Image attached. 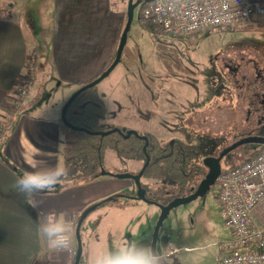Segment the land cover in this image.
I'll use <instances>...</instances> for the list:
<instances>
[{"label": "rangeland", "instance_id": "374dc122", "mask_svg": "<svg viewBox=\"0 0 264 264\" xmlns=\"http://www.w3.org/2000/svg\"><path fill=\"white\" fill-rule=\"evenodd\" d=\"M118 1L112 0L113 5ZM128 1L122 0L125 10ZM20 3L26 17L35 15L36 24L48 22L46 11L52 7V0H20ZM139 10L135 7L119 63L97 85L108 108L103 124L122 127L125 132L150 133L162 143L180 140L197 145L201 150L200 164H205L207 158L218 157L220 152L240 140L264 138V112L261 119H244L246 107L244 102H239V95L222 64L232 55L233 58L248 57L249 50L264 53V25L214 29L191 40H172L164 35L154 37L145 31L138 21ZM120 41L114 47L115 55ZM51 87L52 94L60 90L58 78L52 79ZM200 122L202 125L198 131L201 133L198 135L193 129H197ZM208 123L212 126L206 125ZM218 127L223 129L220 131ZM253 147L254 144H246L236 148L222 159L221 165L225 168L242 163ZM61 159L63 166L62 156ZM104 166L110 175L102 177L116 182L117 190L101 201L115 196L116 202L107 205L99 201L85 206L77 189L73 195L59 198L62 209L77 212L84 207L90 209L81 229L84 255L88 254L90 232L97 239L90 244L92 254L110 248L114 237L152 245L161 207L137 199L138 188L134 179L117 177L138 174L143 162L122 160L114 150L108 149ZM141 183L149 186L155 195L174 192L171 180L143 179ZM83 184L88 182L83 181L75 187ZM217 197L218 186L215 184L204 196L170 209L156 244V248L165 254V264H222V256L240 251L223 250L232 239V231L226 224ZM112 206L120 210L113 211ZM67 218L71 219L70 215ZM256 221L264 226V210L257 211ZM94 224L97 230H94Z\"/></svg>", "mask_w": 264, "mask_h": 264}, {"label": "crops", "instance_id": "0c3cea01", "mask_svg": "<svg viewBox=\"0 0 264 264\" xmlns=\"http://www.w3.org/2000/svg\"><path fill=\"white\" fill-rule=\"evenodd\" d=\"M52 3L46 11L48 22L36 24L35 15L23 14L20 0H0V264H72L78 245L76 226L87 208L80 212L62 209L59 198L73 195L77 189L82 205L87 206L102 202L117 190L116 182L102 175L77 187L62 178L53 190L30 196L15 186L25 172L62 165L63 106L74 92L98 78L112 64L116 57L114 47L127 22L122 0L114 5L112 0H52ZM173 39L191 40L183 36ZM31 53L37 57V78L24 106L14 110L12 102L25 78ZM222 64L229 76L230 70L224 61ZM54 77L61 85L56 94H52L51 87ZM73 199L78 201L76 197ZM112 207L113 211L120 210ZM50 212L70 215L69 220L73 221L70 249L52 250L39 237L38 226ZM88 235L89 258L93 249L90 244L97 239L93 232Z\"/></svg>", "mask_w": 264, "mask_h": 264}, {"label": "built area", "instance_id": "2783aa9c", "mask_svg": "<svg viewBox=\"0 0 264 264\" xmlns=\"http://www.w3.org/2000/svg\"><path fill=\"white\" fill-rule=\"evenodd\" d=\"M142 16L168 39L192 38L208 30L264 25V0H153L145 4ZM36 61V54H29L25 78L12 102L14 110L22 108L36 81ZM216 185L218 203L232 231L223 250H240L222 256L221 263L264 264V226L256 221L257 211L264 210V149L222 171Z\"/></svg>", "mask_w": 264, "mask_h": 264}, {"label": "trees", "instance_id": "16d2710c", "mask_svg": "<svg viewBox=\"0 0 264 264\" xmlns=\"http://www.w3.org/2000/svg\"><path fill=\"white\" fill-rule=\"evenodd\" d=\"M134 2H138L137 7L140 9L138 21L142 28L154 37L163 35L160 27L145 20L142 16V9L146 3L141 0H134ZM107 114V105L97 86L82 91L68 107L67 121L71 126L78 128V130L72 129L64 123L61 125L64 138L63 167L68 173L63 179L68 184L76 185L92 180L100 177L103 170L107 171L104 166V155L108 149L114 150L122 160L142 161L143 166L146 163V157H149L150 161L141 181L150 179L173 182L174 192L166 195H155L149 186L142 183L147 198L154 204L167 205L177 197L187 196L192 187L198 186L203 181L208 169L204 164L199 163L201 150L197 145L180 140L162 143L150 133L138 132L148 139L145 153L143 149L146 141L141 138L135 136L124 138L117 132L106 136L91 134L107 132L115 128L103 124ZM118 128L124 131L122 127ZM263 149L264 145H254L253 151L243 162L257 156ZM235 166L227 165L225 168L222 166V171L230 170ZM116 200L117 198L113 196L112 200L101 203L109 204ZM87 260L88 257L84 255L83 250L80 264H87Z\"/></svg>", "mask_w": 264, "mask_h": 264}, {"label": "clouds", "instance_id": "9594fccd", "mask_svg": "<svg viewBox=\"0 0 264 264\" xmlns=\"http://www.w3.org/2000/svg\"><path fill=\"white\" fill-rule=\"evenodd\" d=\"M67 174V170L60 164L42 167L25 172L15 186L19 192L30 196L53 190ZM37 232L52 250L62 251L71 247L72 222L64 214L48 213L40 222ZM87 264H165V254L151 244L122 241L114 237L112 246L90 254Z\"/></svg>", "mask_w": 264, "mask_h": 264}, {"label": "water", "instance_id": "95a60500", "mask_svg": "<svg viewBox=\"0 0 264 264\" xmlns=\"http://www.w3.org/2000/svg\"><path fill=\"white\" fill-rule=\"evenodd\" d=\"M145 3H149L153 0H141ZM138 6V2H134V0H129L128 1V5H127V22L125 24L124 30H123V34H122V38L119 44V48L117 51V55L113 61V64L107 69L106 72H104L100 77L96 78L95 80H93L92 82H90L89 84L83 86L82 88H80L78 91H76L71 98L66 102L63 110H62V121L63 123L72 128V129H76L78 130V128L71 126L66 118V113H67V109L68 107L71 105V103L74 101V99L84 90H86L87 88L93 87V86H97L103 79H105L110 73L111 71L117 66V64L119 63L120 59H121V55L123 52V48L125 45V41L127 40L128 37V32L130 30V27L132 25V21H133V17H134V10L135 7ZM120 133L124 136V138H129L131 136H135L138 138H141L142 140L146 141V144L144 146V152L146 153V148L148 145V139L147 137L141 136L137 131H128V132H124L123 130H121L118 127H115L107 132H99V133H91L94 135H101V136H106L109 135L111 133ZM246 144H254V145H264V138H246L243 140H240L236 143H234L233 145H231L230 147L224 149L222 152H220V154L218 155V157H210L207 158L205 160V166L208 169V173L206 174L205 178L203 179V181L199 184L197 190L188 196H182V197H177L175 199H173L170 203H168L167 205H162V204H158V206L161 207V216L159 218V221L157 223V226L155 228L154 231V235H153V240H152V246L156 247L157 244V238H158V234H159V230L163 224L164 219L166 218V216L168 215L170 209L174 206H176L177 204L180 203H187L191 200H194L198 197H202L204 196L210 189L211 187H213L216 184L217 178L220 176L221 172H222V166H221V161L222 159L228 155L230 152H232L233 150H235L236 148L246 145ZM149 157H146V163L143 166V168L140 170V172L136 175H131V174H123V175H118V178H132L135 180L137 188H138V192H137V199L139 200H143L145 202L148 203H152L146 195V191L142 186L141 183V179L142 176L144 174V171L146 169V167L149 164ZM102 175H110L109 172L107 171H102ZM108 200H112V198H108ZM154 204V203H153ZM96 206V205H95ZM94 206V207H95ZM94 207L91 208V210H94ZM92 210V211H93ZM90 213V209L86 210L85 212H83L81 219L78 221L77 226H76V238H77V251H76V256H75V261L74 264H80L82 255H83V243H82V238H81V227L83 224V221L85 220V218L87 217V215Z\"/></svg>", "mask_w": 264, "mask_h": 264}, {"label": "flooded vegetation", "instance_id": "af4514ba", "mask_svg": "<svg viewBox=\"0 0 264 264\" xmlns=\"http://www.w3.org/2000/svg\"><path fill=\"white\" fill-rule=\"evenodd\" d=\"M246 54H249V56H240L241 58L237 56L233 58L232 55L228 57L224 63L230 70V75L227 77L231 80L233 87L239 95V102H244V106L246 107L244 119L250 121L254 118L261 119L264 112V53L257 50H249ZM239 91L242 93L240 92L241 94H239ZM238 109H240L239 104ZM201 125L202 123L200 122L198 128L193 130H200ZM206 125L209 127L212 126L210 123ZM224 125L225 124L222 123V126ZM222 129L223 128L218 127V130L221 131ZM196 133L199 135L201 132L198 131ZM198 186L192 187L188 195L193 194Z\"/></svg>", "mask_w": 264, "mask_h": 264}]
</instances>
